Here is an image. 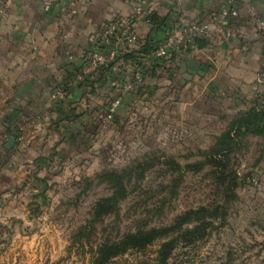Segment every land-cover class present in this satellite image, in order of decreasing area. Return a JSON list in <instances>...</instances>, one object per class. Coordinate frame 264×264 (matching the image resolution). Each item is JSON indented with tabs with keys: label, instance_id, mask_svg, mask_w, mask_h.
<instances>
[{
	"label": "crops",
	"instance_id": "obj_1",
	"mask_svg": "<svg viewBox=\"0 0 264 264\" xmlns=\"http://www.w3.org/2000/svg\"><path fill=\"white\" fill-rule=\"evenodd\" d=\"M43 1L0 0L2 222L10 221L13 199L8 188L15 183L14 176L47 175L61 154L58 142L62 139L68 146L79 139L68 133L88 132V136L100 131L108 101L116 95L121 96V104L114 121L122 113L134 116L139 99L146 100V109L150 107L153 113L154 99L162 93L160 98L171 100L169 106L189 126L199 125L204 117L202 125L219 128V116H224L219 128L223 131L264 87V80L258 82L261 73L264 77V40L254 25L257 17H264V0H142L152 12L174 20H210L223 9L236 10L238 15L230 17L227 26L213 25L205 46L176 52L165 69L157 67L141 80H135L116 63L112 66L114 78L101 69L102 65L99 71L85 73L90 39L100 23L130 14L137 0H66L49 13L43 11ZM135 24L139 38L144 39L150 25L143 18ZM227 30L230 36L225 34ZM113 81L128 88L119 91ZM60 88L64 96L53 97ZM199 104L207 106L206 110ZM116 123L124 122L119 119ZM21 210L28 211L25 207ZM36 240L34 236H21L16 242L30 247L33 253Z\"/></svg>",
	"mask_w": 264,
	"mask_h": 264
},
{
	"label": "rangeland",
	"instance_id": "obj_2",
	"mask_svg": "<svg viewBox=\"0 0 264 264\" xmlns=\"http://www.w3.org/2000/svg\"><path fill=\"white\" fill-rule=\"evenodd\" d=\"M261 74L258 82L264 80ZM58 90L64 96L63 89ZM160 97L162 93L154 99L153 113L146 109V100L139 99L136 116L117 117L123 124L105 116L100 131L88 136L68 133L79 139L68 146L62 139L58 142L61 154L47 175L14 176L15 183L8 188L13 199L10 221L0 220V264H95L101 243L117 241L139 227L171 225L176 216L200 206H220L224 211L204 237L192 240L183 232L170 234L106 264H264V138H246L232 155L238 187L231 196L209 167L196 171L186 166L204 159L226 117L219 116V128L202 125L204 117L199 125L189 126L169 106L171 100ZM204 105L198 106L205 109ZM144 159L153 160V165L139 178L134 173L128 196L113 212L96 219V202L111 194V186L100 183L96 174ZM21 236L37 239L33 253L16 242ZM168 240L173 247L160 263L158 251Z\"/></svg>",
	"mask_w": 264,
	"mask_h": 264
},
{
	"label": "trees",
	"instance_id": "obj_3",
	"mask_svg": "<svg viewBox=\"0 0 264 264\" xmlns=\"http://www.w3.org/2000/svg\"><path fill=\"white\" fill-rule=\"evenodd\" d=\"M146 18L150 25V33L138 43L136 49H131L121 55L124 60L134 61V68L140 70L142 78L146 73H154L157 67H164L163 69H165V64L162 61H155L148 67L142 66V56L139 54L146 55L154 49L165 36V31L170 23L169 16H161L155 12L149 13ZM207 36L196 37L194 40L196 46H205ZM114 63V60H109L101 67V69L108 71L107 74L111 78H114L112 72ZM97 70L99 71L100 68ZM250 136L264 138V87L256 91L244 110L238 111L232 117L220 135L216 137L214 144L204 152V159L186 166L187 168H194L196 171L209 167L211 172L216 175L219 184L224 186L225 191L234 196L238 182L235 177L236 171L232 169V155L241 149L246 138ZM152 162L153 160L144 159L121 169H104L97 173L95 177L100 183L105 182L111 186V194L96 202L93 211L94 217L100 219L102 216L113 212L116 205L128 196V185L133 179V174L138 173V178L141 177L144 171L153 165ZM170 164L175 165L179 171L182 169L179 163L170 161ZM91 182L89 179L87 185H90ZM222 208L220 206L213 208L200 206L176 216L171 225L139 227L134 231H129L117 241L101 243L95 252L93 261L95 264H106L112 258L130 249H142L157 239L178 232H183V235L192 238V240L202 238L207 234L208 228L212 226L213 219L223 217ZM190 224H192L191 228L186 227ZM172 243L171 240L162 243L158 251L160 263L168 258L173 247Z\"/></svg>",
	"mask_w": 264,
	"mask_h": 264
},
{
	"label": "built area",
	"instance_id": "obj_4",
	"mask_svg": "<svg viewBox=\"0 0 264 264\" xmlns=\"http://www.w3.org/2000/svg\"><path fill=\"white\" fill-rule=\"evenodd\" d=\"M65 1L44 0L42 9L45 13H49L59 3L63 4ZM151 12L150 7H146V4L142 0H137L133 4L130 14L116 15L100 23L97 33L90 39L92 45L90 46L88 65L85 68V73L93 72L100 65L105 64L109 60H114L117 65L122 66L124 71H128L135 80H141L142 74L138 68H134V61L124 60L121 55L128 52V49H123L124 46H138L141 39L139 38L135 23L139 18H143L147 23L148 19L146 17ZM237 15L236 10L223 9L219 13L213 14L210 20L187 22L180 18L175 20L170 19L165 36L156 47L146 55L139 54L142 56V66H151L155 61H162L164 64L168 63L176 52L195 48V38L208 35L213 25L227 26L229 18L236 17ZM254 25L264 40V17H257L254 20ZM225 34L230 36L231 32L227 30ZM116 57L118 59H115ZM112 85L119 91H124L128 88L127 85L123 84L122 86L116 81H113ZM52 96L62 97L63 95L59 90H56ZM120 104L121 96L116 95L108 104L106 117H113Z\"/></svg>",
	"mask_w": 264,
	"mask_h": 264
}]
</instances>
